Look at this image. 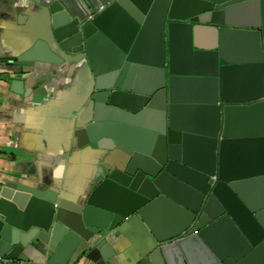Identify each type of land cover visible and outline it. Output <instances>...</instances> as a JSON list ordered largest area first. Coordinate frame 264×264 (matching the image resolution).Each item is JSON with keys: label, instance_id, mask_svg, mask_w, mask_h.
<instances>
[{"label": "water", "instance_id": "water-1", "mask_svg": "<svg viewBox=\"0 0 264 264\" xmlns=\"http://www.w3.org/2000/svg\"><path fill=\"white\" fill-rule=\"evenodd\" d=\"M28 1L38 35L0 59L85 62L74 135L99 171L72 203L5 180L0 264H264V0ZM254 149L259 167L236 168ZM129 229L136 257L116 250Z\"/></svg>", "mask_w": 264, "mask_h": 264}, {"label": "crops", "instance_id": "crops-1", "mask_svg": "<svg viewBox=\"0 0 264 264\" xmlns=\"http://www.w3.org/2000/svg\"><path fill=\"white\" fill-rule=\"evenodd\" d=\"M38 7L28 0H0V53L17 55L38 35ZM85 62L38 64L35 69L16 67L0 59V187L5 180L21 181L39 188L59 190L66 203L77 202L96 182L99 171L96 150L74 135L79 125L83 98ZM50 73L43 89H32L34 80ZM24 80V92L17 81ZM252 121L236 118V130ZM260 151L236 152L231 160L238 169L253 161L260 165ZM250 195L261 198L263 186L248 187ZM116 250L131 257L141 246L138 233L118 239ZM42 262V257H34ZM72 264H86L85 261ZM88 264H91L90 262Z\"/></svg>", "mask_w": 264, "mask_h": 264}, {"label": "built area", "instance_id": "built-area-1", "mask_svg": "<svg viewBox=\"0 0 264 264\" xmlns=\"http://www.w3.org/2000/svg\"><path fill=\"white\" fill-rule=\"evenodd\" d=\"M103 6H100V9H102ZM0 261H1V258H0Z\"/></svg>", "mask_w": 264, "mask_h": 264}]
</instances>
